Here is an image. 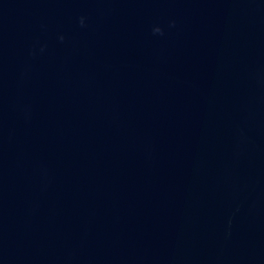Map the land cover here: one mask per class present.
Here are the masks:
<instances>
[{"label":"water","instance_id":"95a60500","mask_svg":"<svg viewBox=\"0 0 264 264\" xmlns=\"http://www.w3.org/2000/svg\"><path fill=\"white\" fill-rule=\"evenodd\" d=\"M5 264H264V0H0Z\"/></svg>","mask_w":264,"mask_h":264}]
</instances>
